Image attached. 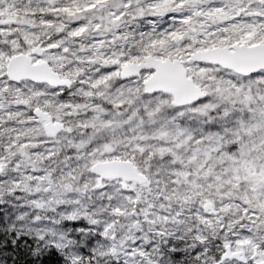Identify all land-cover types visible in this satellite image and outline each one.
I'll return each mask as SVG.
<instances>
[{
	"label": "snow or ice",
	"instance_id": "1",
	"mask_svg": "<svg viewBox=\"0 0 264 264\" xmlns=\"http://www.w3.org/2000/svg\"><path fill=\"white\" fill-rule=\"evenodd\" d=\"M0 264H264V0H0Z\"/></svg>",
	"mask_w": 264,
	"mask_h": 264
}]
</instances>
